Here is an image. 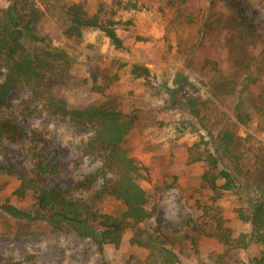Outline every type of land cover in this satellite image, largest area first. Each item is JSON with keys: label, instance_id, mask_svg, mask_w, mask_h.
<instances>
[{"label": "rangeland", "instance_id": "rangeland-1", "mask_svg": "<svg viewBox=\"0 0 264 264\" xmlns=\"http://www.w3.org/2000/svg\"><path fill=\"white\" fill-rule=\"evenodd\" d=\"M4 3L0 0V4ZM36 3L43 11L37 36L50 48L66 50L71 57V74L86 80L78 89L57 86L54 94L64 97L75 108L113 96L123 113L138 115L124 147L150 170V181L140 182L155 193L158 204L157 215L150 223H162L189 233L187 220L201 221L197 219L202 211L196 201L207 200L210 193L200 189L204 164L191 161L196 156L192 146L208 142L209 135L223 134L227 126L242 139L233 153L243 157L240 164L245 189L225 192L215 206L232 237L248 236L249 225L240 219L239 209L248 210L256 175L259 172L264 175V0L242 1V14L257 33L251 38L254 43L245 47L251 64L244 74L238 70L237 61L241 56L240 36L248 28L233 23L231 16H235V11L227 7L226 0H215L214 6H210L209 0L185 3L143 0L137 10L123 9L112 0H36ZM66 3H79L89 16L98 14L101 20L112 21L121 48H114L96 29L83 30L77 40L65 38L60 25L61 7ZM135 65L149 73L137 76L132 72ZM247 76H254L256 82L245 96L209 97L206 87L211 82L230 79L239 84ZM97 86L104 90L97 92ZM206 96L210 99L203 107L200 102ZM26 98V89H17L1 112L18 121L22 139L5 142L0 154V160L12 163L16 169L11 176L0 173V264H125L131 253L143 257L145 250L130 246L129 231L124 232L117 248L108 245L102 253L97 252L91 240L72 231L54 230L44 221L31 223L33 236H22L17 231L16 219L1 206L8 203L32 210V197L19 199L13 191L19 184V176L29 174L35 144L36 150L47 157H56L63 165L60 173L49 177L47 183L69 197L89 200L102 185L99 179L89 192L72 191L78 181L100 165L99 160L82 152L91 133L69 120L49 119L40 109L27 113ZM244 98L251 121L242 124L235 120L234 112ZM189 100L198 101L197 113L192 111ZM226 117H231V122ZM35 137L42 143L35 142ZM245 175L247 179L243 178ZM98 207L102 213L110 214L120 206L105 196ZM171 249L183 264H210L225 257L227 246L217 237L200 234L194 246L181 240L174 242ZM232 256L229 264H255V259L264 258V247L249 243L233 249Z\"/></svg>", "mask_w": 264, "mask_h": 264}, {"label": "trees", "instance_id": "trees-1", "mask_svg": "<svg viewBox=\"0 0 264 264\" xmlns=\"http://www.w3.org/2000/svg\"><path fill=\"white\" fill-rule=\"evenodd\" d=\"M4 1V4H0V154L5 142H19L22 139L18 121L8 114L1 115V112L7 106L11 95L24 87L27 92L24 101L27 113L40 109L49 119L69 120L86 127L91 133L83 143L82 152L89 158L99 160L100 165L93 173L78 181L72 191L89 192L102 179L101 187L89 200L69 197L57 186L47 183L49 177L60 173L63 165L56 157H47L40 153L35 144L29 174L19 176V184L13 191V195L19 199L31 196L32 210H23L8 203L1 206L5 213L16 219V229L22 236L35 235L29 229L31 223L44 221L54 230L72 231L91 240L97 252L102 253L105 246L117 248L124 232L129 231L130 246L145 250V255L138 257L131 253L125 264H183L171 246L181 240L194 246L200 234L217 237L227 246L225 257L210 264H229L233 249L246 247L249 243L264 247L263 173L256 175L255 192H252L254 197L248 199V210L239 209L240 219L249 225L248 236L241 234L237 238L232 237L230 229L223 226L220 209L215 206L225 192L245 189L241 179L244 173L240 164L243 157L239 153H233L242 140L235 131L232 132L226 126L223 134L209 135L208 142L202 141L201 145L197 143L192 146L196 156L191 161H201L204 164L200 189L210 193L207 200L196 201L202 211L197 218L201 221L190 218L185 224L191 228L192 233L184 231L185 229H170L162 223L152 225L150 222L158 211L155 193L140 184L142 181H150V170L148 166L130 156L124 147L126 136L135 127L138 115L123 113L113 96L75 108L70 107L64 97L55 95L53 91L57 86L78 89L85 85L86 80L71 74V57L66 50L50 48L37 36L36 28L43 11L36 0ZM142 1L112 0L116 6L134 10L139 9ZM178 1L185 3L189 0ZM242 1L226 0L225 4L235 11V16H231L233 23L248 28L240 36L241 56L237 61L238 70H242L241 73L244 74L251 64L245 47L254 43L251 38H255L257 33L247 21L248 18L242 14ZM209 4L214 6L215 0H209ZM61 11L63 20L60 28L65 38L77 40L82 37L83 30L96 29L114 48H121L122 42L115 33L112 21H103L98 14L89 16L79 3H66ZM132 72L137 76L149 73L138 65L133 67ZM255 82L254 76L242 78L239 84L230 79H221L211 82L209 88H206L209 97L215 99L230 95L245 96ZM96 90L101 93L104 87L97 86ZM209 97L201 99L200 104L203 107L207 106ZM245 102L248 104L246 98L236 106L234 112L235 120L242 124L247 120L251 121ZM188 103L192 111L197 113L195 106L198 101L189 100ZM253 106L255 107L254 103ZM231 120V117H226V121ZM34 140L42 143L38 137ZM0 173L14 175L15 166L0 160ZM243 178L247 179L248 176ZM105 196L119 203L120 207L115 212L106 214L100 211L98 204ZM254 261L255 264H262L264 258Z\"/></svg>", "mask_w": 264, "mask_h": 264}]
</instances>
